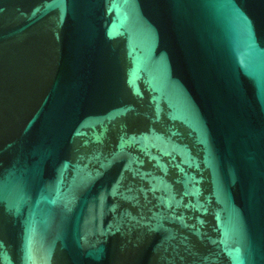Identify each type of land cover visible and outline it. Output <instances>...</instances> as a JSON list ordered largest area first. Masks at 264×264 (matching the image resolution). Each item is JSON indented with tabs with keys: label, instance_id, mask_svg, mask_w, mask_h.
Returning <instances> with one entry per match:
<instances>
[{
	"label": "water",
	"instance_id": "1",
	"mask_svg": "<svg viewBox=\"0 0 264 264\" xmlns=\"http://www.w3.org/2000/svg\"><path fill=\"white\" fill-rule=\"evenodd\" d=\"M0 264H264V0H0Z\"/></svg>",
	"mask_w": 264,
	"mask_h": 264
}]
</instances>
